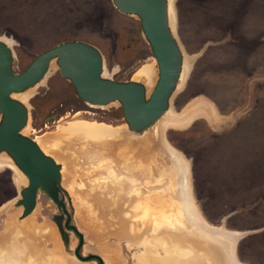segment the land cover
Instances as JSON below:
<instances>
[{
  "label": "rangeland",
  "instance_id": "374dc122",
  "mask_svg": "<svg viewBox=\"0 0 264 264\" xmlns=\"http://www.w3.org/2000/svg\"><path fill=\"white\" fill-rule=\"evenodd\" d=\"M196 2L169 0L170 21L184 54L186 75L184 73V79L179 81L172 94L168 111L143 132L129 130L119 101L98 105L82 100L72 82L61 75L56 59L51 61L42 80L13 95L28 111L22 134L40 143L46 154L61 165L67 210L72 223L84 236L82 254H98L104 264H121L111 260L110 254L116 248L124 253L126 262L133 264L134 222H142L135 227L144 234L141 244L145 247H149L145 237L162 235L164 231L160 229L167 226L173 230L180 228L174 200L182 198V177L177 174L168 147L178 155L181 152L177 149L193 158L195 176L204 158L211 154L210 136L213 135L198 119L188 124L199 115L211 116V103L196 99L186 109L182 108L195 95L205 91L216 94L208 97L216 105L229 109L240 104V98L217 89L233 87L234 82L218 85L212 80V71L220 67L212 54H208L210 61L200 66L194 54L202 47L214 45L220 30L226 28L235 36L237 27L264 26V4L256 1L251 11L239 16L235 10L236 0H211L209 11L201 3L198 8ZM0 38L10 43L15 73L23 71L46 49L64 41L79 40L99 50L103 75L107 78L137 80L150 92L158 78L157 63L143 35L140 19L117 10L112 0H0ZM228 50V56L235 52L233 46ZM190 62L195 64L189 66ZM198 67L203 69L199 73L200 79L194 74L187 76L189 69ZM143 69L151 71V80L140 74ZM223 73L219 68L214 74ZM255 88L250 86V90ZM261 88L264 94V85ZM243 101L247 105L252 103L250 97ZM200 109L205 111L204 114L194 115L191 120L186 118V112L196 113ZM253 116L264 125V104H260ZM87 121L102 122L113 129L108 134L96 135L69 128ZM259 125L232 136L227 143L238 140L253 153L261 144V136L264 138V129ZM16 169L19 170L7 152H1L0 233L11 235V241H8L10 247L0 246V251H13L22 264H97L95 260L81 261L74 255L78 237L73 231L65 230L70 240L64 244L53 221V216L61 213V209L46 193L39 192L33 211L20 219L23 212L20 192L27 185V179ZM246 207H254L261 214L252 221L253 226H264V208L259 207V202L251 200ZM255 243L264 248V241ZM137 260L141 264H153L154 261L146 253Z\"/></svg>",
  "mask_w": 264,
  "mask_h": 264
},
{
  "label": "crops",
  "instance_id": "0c3cea01",
  "mask_svg": "<svg viewBox=\"0 0 264 264\" xmlns=\"http://www.w3.org/2000/svg\"><path fill=\"white\" fill-rule=\"evenodd\" d=\"M210 1L197 0L196 3L198 8L202 4L204 9L209 11ZM256 1L264 4V0H236L235 10L240 13L239 16H245L248 11H251ZM237 28L235 36L226 28L220 30L218 41L211 47H202L194 54V59L199 60L198 66L206 65L205 63L210 61L209 55L212 54V59L220 66L213 70L214 72L212 71V75L217 77L216 79L213 77L212 80L218 85L234 82L233 87L217 89L240 98L238 102L240 104L229 109L225 108L226 106L216 105L208 99L216 94L205 91L195 95L182 108V110L186 109L196 99L211 103L213 107L211 116L199 115L188 123L198 119L202 121L204 128H209L213 132L210 136L211 154L204 158V162L200 164V171L194 176L193 158L187 157L179 149L177 150L181 152V155H178L172 147H168L172 159L175 157L176 161L183 162L187 171L185 175H180L182 181L183 179L185 181V185L180 190L183 194L182 198L178 201L174 200L177 212L175 217L180 222V228H178L180 231L173 230L169 226L164 227L160 229L164 231L162 235L158 233L152 236L154 238L145 237L149 241V247H145L141 244L144 234L135 227L142 222H134L133 264H141L137 258L140 260L144 253L151 261L154 260L153 264H264V248H260L261 244L256 246L255 243L264 241L262 238L264 226L256 227L252 223L253 220L260 218L261 214L259 215L254 207H246L252 200L259 202V207L264 208V138L261 136V144L253 153L252 149L244 147L238 140H232L229 144L226 141L232 136L247 132L252 125L256 126L260 123L258 127L264 129L258 117L253 116L260 104H264L261 88L264 85V46L262 45L264 44V26L253 24L246 26L245 30ZM232 46L235 52L228 56L226 53ZM251 58L254 60L250 61ZM191 63L195 64L190 62L189 66ZM219 68L224 71L223 77L214 74L218 73ZM239 69L242 70L241 73L238 72ZM200 71L203 69L200 70L199 67L189 69L187 76L194 74L198 77L197 79H200ZM206 78L209 77L206 75ZM251 85L256 88L250 90ZM247 97L252 100V103L248 105L247 102L243 104L244 98ZM262 134L263 131H261ZM206 138L209 139V137ZM176 171H178L177 166ZM17 172L19 173L18 170ZM254 198L257 200H253ZM182 203L193 206L196 215L185 214L183 206L181 208ZM188 207L190 206H187V212L190 211ZM156 224L158 226L157 222ZM8 241H11V235L0 233V246L10 247ZM153 243L156 246L153 247ZM110 255L111 260L114 259L117 263L129 264L126 262L124 253L118 248ZM0 264L22 263L14 252L9 250L8 252L0 251Z\"/></svg>",
  "mask_w": 264,
  "mask_h": 264
},
{
  "label": "water",
  "instance_id": "95a60500",
  "mask_svg": "<svg viewBox=\"0 0 264 264\" xmlns=\"http://www.w3.org/2000/svg\"><path fill=\"white\" fill-rule=\"evenodd\" d=\"M112 2L120 12L136 15L140 19L143 35L158 67V78L149 95L143 82L117 81L105 77L101 53L84 41L68 40L48 48L35 56L23 71L15 73L12 50L0 39V153L7 152L27 177V185L20 192L23 205L21 217L33 211L37 190L44 189L66 213L64 227L73 230L79 237L74 255L84 262L96 258L98 264H104L98 254H80L84 236L76 225L70 224V214L63 199L59 198L60 193L65 192L61 184V165L46 154L36 140L22 134L28 111L25 104L13 95L42 80L49 63L56 59L61 75L72 82L82 100L98 105L119 101L129 130L141 133L159 122L170 107V98L184 69V55L170 21L169 0ZM55 220L62 240L67 244L69 238L62 228L61 217Z\"/></svg>",
  "mask_w": 264,
  "mask_h": 264
},
{
  "label": "bare ground",
  "instance_id": "6f19581e",
  "mask_svg": "<svg viewBox=\"0 0 264 264\" xmlns=\"http://www.w3.org/2000/svg\"><path fill=\"white\" fill-rule=\"evenodd\" d=\"M171 12V11H170ZM2 41H4L6 44L10 45V43L2 38H0ZM51 63V62H50ZM49 63V65H50ZM49 67V66H48ZM185 69H183V73H182V76H181V79L180 81H182L184 79V72ZM140 74L143 75L145 78H147L148 80H151V71L148 70V69H143L140 71ZM45 76V75H44ZM44 78V77H43ZM42 78V79H43ZM150 92V89L147 91V93ZM14 97V96H13ZM15 98V97H14ZM17 99V98H16ZM203 111V112H202ZM204 110L203 109H200V110H197L196 113L195 111H188L186 112V118L188 120H191L194 115H197V114H204ZM187 120V121H188ZM76 122V121H75ZM69 128L73 129L74 131H84V132H87V133H91V134H96V135H104V134H108L109 132L112 131L113 128H111L109 125L105 124V123H102V122H97V121H87V122H79L78 124H73L71 125ZM37 142V141H36ZM38 143V142H37ZM40 143H38L39 145ZM40 148L45 152V148L40 144L39 145ZM168 150V149H167ZM169 151V150H168ZM170 152V151H169ZM46 153V152H45ZM173 161L175 162L176 166H177V174L179 175H185L187 173L184 165L182 164L183 162H179V161H176L175 157H173ZM19 171V170H18ZM185 185V181L183 179L182 181V185L181 186H184ZM184 208V213L185 214H189L190 216H193V215H196V213L194 212V207L191 206L190 204L188 203H182L181 204V208ZM187 206H190L188 207L190 209V211L187 212ZM192 211V212H191Z\"/></svg>",
  "mask_w": 264,
  "mask_h": 264
},
{
  "label": "flooded vegetation",
  "instance_id": "af4514ba",
  "mask_svg": "<svg viewBox=\"0 0 264 264\" xmlns=\"http://www.w3.org/2000/svg\"><path fill=\"white\" fill-rule=\"evenodd\" d=\"M128 81H137V80H128ZM137 82H140V81H137ZM19 169V168H18ZM20 170V169H19ZM21 171V170H20ZM22 172V171H21ZM23 173V172H22ZM24 175V174H23ZM25 176V175H24ZM26 177V176H25ZM26 179H27V177H26ZM28 182V181H27ZM26 186V185H25ZM24 186V187H25ZM23 187V188H24ZM22 188V189H23ZM21 189V190H22ZM65 190V189H64ZM44 192V193H46L47 195H48V193L44 190V189H42V188H38V190H37V194H36V202H37V197H38V194H39V192ZM64 194H66V190H65V192H61L60 193V195H59V198L60 199H63V201H64V204H65V207H66V210H67V206H66V202H65V198H64ZM49 196V195H48ZM50 197V196H49ZM51 199V198H50ZM52 200V199H51ZM53 201V200H52ZM20 202H21V200H20ZM54 202V201H53ZM55 203V202H54ZM22 204V203H21ZM55 205L59 208V209H61V213H59V214H55L54 216H53V221L56 223V220H55V218L57 217V218H60L61 217V225H62V228H63V230H64V232H66L65 230L67 229V228H65L64 227V222H65V220H66V218H67V215H66V213L64 212V210L61 208V206H59V205H57L56 203H55ZM23 206V205H22ZM35 206H36V204H35ZM35 208V207H34ZM67 212H68V210H67ZM69 213V212H68ZM70 214V213H69ZM24 218H26V217H24ZM24 218H22V217H20V219H24ZM70 224H73L72 223V217H71V215H70ZM56 225H57V223H56ZM73 225H75V224H73ZM58 227V226H57ZM59 229V228H58ZM68 231H73V230H70V229H67ZM74 232V231H73ZM67 233V232H66ZM75 233V232H74ZM68 234V233H67ZM76 234V233H75ZM77 235V234H76ZM77 237H78V235H77ZM68 238H69V240H70V235L68 234ZM69 240H68V243H69ZM78 242H79V237H78ZM67 243V244H68ZM67 244H65V245H67ZM78 245V244H77ZM77 247V246H76ZM75 247V248H76ZM83 247V246H82ZM82 247H81V249H82ZM81 249H80V254L81 255H83L82 254V251H81ZM75 250V249H74ZM92 254V253H91ZM87 255H89V254H87ZM83 256H85V255H83ZM92 260H95L96 262H97V264L99 263V260L98 259H96V258H93V259H91V260H89V261H92ZM85 262H87V261H85Z\"/></svg>",
  "mask_w": 264,
  "mask_h": 264
}]
</instances>
